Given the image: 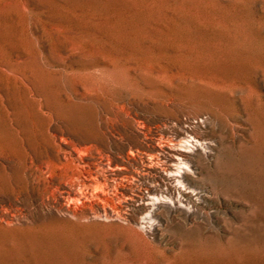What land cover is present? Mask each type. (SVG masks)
I'll list each match as a JSON object with an SVG mask.
<instances>
[{"label":"rangeland","instance_id":"obj_1","mask_svg":"<svg viewBox=\"0 0 264 264\" xmlns=\"http://www.w3.org/2000/svg\"><path fill=\"white\" fill-rule=\"evenodd\" d=\"M0 98L6 134L34 143L51 126L128 176L114 221L94 219L93 199L22 202L27 223L0 225V264H264V0H0ZM186 132L212 148L190 157L182 194L155 170L132 181ZM19 176L1 171L0 187ZM141 183L184 207L143 231L123 201Z\"/></svg>","mask_w":264,"mask_h":264},{"label":"bare ground","instance_id":"obj_2","mask_svg":"<svg viewBox=\"0 0 264 264\" xmlns=\"http://www.w3.org/2000/svg\"><path fill=\"white\" fill-rule=\"evenodd\" d=\"M32 101L36 104L38 113L47 115L48 108L44 106L42 99L33 98ZM0 104L9 105L4 98H0ZM8 109L4 108L7 113ZM10 126L11 136L0 129V172L9 170L14 173L17 169L20 176L19 179L9 180L7 190L0 187V201H3L0 225L15 227L27 223L28 216L20 206L22 202H31L32 206L41 211H63L72 203L93 199L103 204L102 208L97 206L94 209V219L114 221L119 217L120 212L115 210L113 204L115 206L114 202L124 196L119 185L128 176L124 173L126 168L117 157L110 156L101 146L65 137L61 133L63 131L52 129L51 126L36 129L33 132L34 143H30L27 135H23L17 126ZM158 148L163 161L147 160L131 175V179L140 184L143 176L155 170L163 181L173 185L174 196L175 193L182 194L181 191H185L183 182L191 172L188 163L190 157L200 152L209 154L212 144L200 142L186 132L174 142ZM93 149L96 150L95 154H91ZM135 153H138L136 144L130 147L129 154ZM123 201L140 208L143 216L137 224L143 231L155 227L154 220L160 209L166 206L173 210L184 207L179 197L172 202L170 198L160 196L156 188L143 183Z\"/></svg>","mask_w":264,"mask_h":264}]
</instances>
